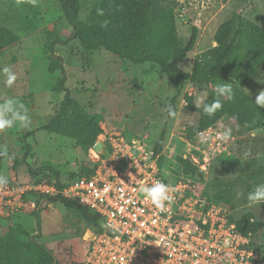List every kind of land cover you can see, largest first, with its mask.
<instances>
[{"label":"rangeland","instance_id":"1","mask_svg":"<svg viewBox=\"0 0 264 264\" xmlns=\"http://www.w3.org/2000/svg\"><path fill=\"white\" fill-rule=\"evenodd\" d=\"M159 1L163 12L176 21L182 44L186 43L191 26L198 28L193 49L180 63L184 71L191 70L198 54L215 45L217 26L232 12H241L264 26V0ZM78 2L79 17L84 20L93 3L92 0ZM28 17L32 26L29 29L25 26ZM0 22L20 35L18 42L0 53V68L10 66L17 75L11 87L4 84V77L0 75V100L8 97L19 99L27 107L31 120L28 128L13 126L0 131V149H7L18 159L16 165L9 157L0 159V174L11 180L31 182L34 174L27 169L29 163L33 169H42V173L37 174L39 177L47 179L52 176V168L58 172L61 182H67L78 175L81 166L88 162V153L81 151L74 139L37 130L52 117L63 98V93L54 91L59 72L48 70V55L53 53L63 62L65 86L70 89L71 98L88 112L103 115L99 123L102 133L96 140H102L103 135H100L103 133H120L126 138L144 135L152 146L165 130L161 169L166 179L173 181L182 174L179 158L188 159L192 158L191 154H196L198 158L207 160L209 165L203 179L196 176L204 192L212 193L216 189L212 183L214 178L225 183L238 182L234 187L235 198L229 207L235 218L252 212L260 224L253 235V242L256 248L264 250V203L250 204L247 200L248 192L256 184L244 175V168L252 158L257 166L264 167V124L258 130L240 132L232 126V121L221 118L217 125L232 129V135L225 140L224 146L214 144V149L205 146L203 150H197L195 144L181 136L182 129L196 119V114L186 109L183 96L192 95L195 104V100L206 97V88L187 83L179 100L173 104L175 114L169 115L165 105L171 103L174 90L160 68L149 63H132L103 49L85 50L72 37V28L56 0H37L35 6L28 0H0ZM221 83L210 84L209 88L215 89ZM245 88L257 96L264 89V70L250 79ZM31 130L34 132L23 137ZM23 146L30 151L26 157L27 164L23 161L26 151ZM190 175L195 177L196 174ZM33 211L39 214V230ZM14 223L23 224L30 234L39 232V242L59 261L84 263L88 247L83 237L87 236L85 232L91 226L61 202H51L45 196H39L35 198L34 207L26 208L25 212H15L8 217L1 215L0 236Z\"/></svg>","mask_w":264,"mask_h":264},{"label":"trees","instance_id":"2","mask_svg":"<svg viewBox=\"0 0 264 264\" xmlns=\"http://www.w3.org/2000/svg\"><path fill=\"white\" fill-rule=\"evenodd\" d=\"M56 1L60 12L72 28V37L76 38L85 50L103 49L132 63L157 65L173 87L174 93L170 101L172 105L179 100L187 83L206 88L205 98L209 103L215 96L214 88H209L210 84L215 82L233 84V98L230 100L222 97L223 107L212 117L196 108L192 95L184 94L186 109L196 114L195 121L187 124L181 131L185 141L195 144L197 134L221 118L232 121V126L238 128L240 132L255 131L264 124V108L256 107L253 102L256 96L251 95L245 88L250 79L264 70V26L245 17L241 12H232L217 26L214 32L215 45L198 54L191 70L184 71L180 63L193 49L198 28L191 26L190 35L186 43L182 44L177 33L176 21L163 12L159 0H92V7L84 20L79 17L78 0ZM98 10H102L103 14H99ZM30 22L31 18L28 17L25 20L28 29L32 27ZM19 39L20 35L17 32L0 22V53ZM48 60L49 72H59L54 91L63 93V98L52 117L37 130L42 129L70 137L75 140L81 151L87 154L97 136L102 133L99 123L103 120V115L88 112L71 98V91L65 86V67L61 57L50 53ZM32 132L34 130L24 133L23 137ZM164 143L165 130H162L152 145L154 154H159V168L162 166L161 152ZM23 148L25 151L26 148L24 146ZM29 152L26 149L23 155L25 164L28 163L26 157ZM8 153V157L16 165L18 159L12 153ZM2 158L4 157H0ZM179 160L182 173L197 174L200 179L204 178V174L193 164L190 157ZM27 169L37 180L42 178L37 175L42 173L41 168L33 169L28 163ZM50 170L52 176H48L47 179L61 182L58 172L52 168ZM80 173H87L84 166H81ZM244 175L255 184L264 183V167L257 166L254 158L248 160ZM212 183L216 189L212 193L205 191L207 198L227 207L232 205L236 195L234 187L238 182L225 183L214 178ZM46 198L51 202L59 201L67 209L77 212L92 229H102L101 218L83 205L61 197ZM33 214L37 218L39 230V214L37 211H33ZM233 218L237 229L244 235L248 233L254 235L260 228L252 212ZM40 235L39 232L30 234L21 223L9 226L0 236V264H66L56 259L53 252L39 242Z\"/></svg>","mask_w":264,"mask_h":264},{"label":"built area","instance_id":"3","mask_svg":"<svg viewBox=\"0 0 264 264\" xmlns=\"http://www.w3.org/2000/svg\"><path fill=\"white\" fill-rule=\"evenodd\" d=\"M217 123L199 132L206 136L204 142L197 134V150L224 146L219 135L224 129ZM102 135L88 152L87 173L67 182L9 179L0 186V213L26 207L28 196L61 197L95 212L102 222L117 224V231L85 232L88 249L83 264H264V250L255 247L253 235L237 229L231 208L207 198L197 174L182 173L169 181L146 136ZM191 155L199 171L206 172L208 161ZM157 180L174 190L165 212L139 191L141 185Z\"/></svg>","mask_w":264,"mask_h":264},{"label":"clouds","instance_id":"4","mask_svg":"<svg viewBox=\"0 0 264 264\" xmlns=\"http://www.w3.org/2000/svg\"><path fill=\"white\" fill-rule=\"evenodd\" d=\"M23 2V0H19ZM33 6L37 4V0H28ZM99 14H103L102 10H98ZM106 26V24H105ZM0 75L4 77V84L11 87L16 79L17 75L10 66H3L0 68ZM247 89V88H246ZM248 90V89H247ZM215 96L212 101L206 102L205 97H200L195 100L196 108L202 110L203 114L208 117H212L215 113L220 110L222 105V97L232 99L233 84L232 83H221L217 84L215 89ZM257 108H264V89L260 90L258 95L253 101ZM165 108L169 115H174V108L172 104H166ZM31 124L30 117L28 115V109L25 104L15 97H8L0 100V131L18 126L21 128H28ZM201 142H204L207 138L203 133L198 134ZM220 139L227 140L232 135V129L226 128L220 134ZM9 153L7 149H0V157H8ZM8 183V178L4 174H0V186H4ZM107 191V189H105ZM139 191L143 193L152 204L158 208L161 212L167 211V205L173 202V195L170 194L174 190L170 188L168 184L163 180H157L150 185H141ZM247 200L250 204L264 203V183H259L253 186L252 190L247 194ZM101 228L117 231L118 226L115 223L101 222Z\"/></svg>","mask_w":264,"mask_h":264},{"label":"crops","instance_id":"5","mask_svg":"<svg viewBox=\"0 0 264 264\" xmlns=\"http://www.w3.org/2000/svg\"><path fill=\"white\" fill-rule=\"evenodd\" d=\"M104 134V133H103ZM100 136H102V134L100 135ZM99 136V137H100ZM98 141H100V140H95V142L94 143H96V142H98ZM34 179H37L36 177H33L32 178V180L31 181H33ZM9 180V179H8ZM11 180V179H10ZM13 180H16V179H13ZM16 181H18V180H16ZM21 182H23V181H21ZM36 197H39V196H35V195H32V196H28L27 197V199H28V205L26 206V207H23V208H20L19 210H17V211H15V212H25L26 211V208H32V207H34V204H35V198ZM30 203V204H29ZM31 203H32V205H31ZM50 204H52V203H50ZM15 212H12V213H10V214H4V213H0V216L2 215L3 217H8V216H10L11 214H14ZM84 238V237H83ZM85 241V240H84ZM87 247H88V244H87Z\"/></svg>","mask_w":264,"mask_h":264}]
</instances>
